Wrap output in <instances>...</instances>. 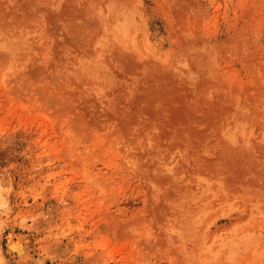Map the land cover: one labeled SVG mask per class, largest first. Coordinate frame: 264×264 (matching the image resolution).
Instances as JSON below:
<instances>
[{
    "label": "rangeland",
    "instance_id": "374dc122",
    "mask_svg": "<svg viewBox=\"0 0 264 264\" xmlns=\"http://www.w3.org/2000/svg\"><path fill=\"white\" fill-rule=\"evenodd\" d=\"M0 264H264V0H0Z\"/></svg>",
    "mask_w": 264,
    "mask_h": 264
},
{
    "label": "bare ground",
    "instance_id": "6f19581e",
    "mask_svg": "<svg viewBox=\"0 0 264 264\" xmlns=\"http://www.w3.org/2000/svg\"><path fill=\"white\" fill-rule=\"evenodd\" d=\"M15 245H17V246H18V243H17V244H15ZM12 247H13V246H12ZM15 247H16V246H14V249H15ZM17 248H18V247H16V249H17ZM19 249H20V247H19ZM21 251H22V250H21ZM19 253H21V254H22L23 252H20V251H19ZM21 254L19 255V257L21 256ZM25 256H26V254H23V257H21V259H22V258H25ZM25 259H26V258H25Z\"/></svg>",
    "mask_w": 264,
    "mask_h": 264
}]
</instances>
